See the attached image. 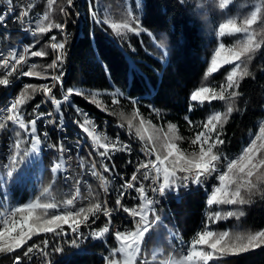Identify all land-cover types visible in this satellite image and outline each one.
<instances>
[{
    "label": "trees",
    "instance_id": "1",
    "mask_svg": "<svg viewBox=\"0 0 264 264\" xmlns=\"http://www.w3.org/2000/svg\"><path fill=\"white\" fill-rule=\"evenodd\" d=\"M64 3L65 0H55L51 7L45 6L49 16V21H45V24L62 22L60 9ZM97 3L100 13L106 16L128 17L132 8L145 31L139 36L132 34L126 38L117 35L108 25L95 23L91 17L89 0H81L83 24L80 29L70 25L72 33L68 43V57L61 69L63 93L57 89L56 96L62 98L69 88L82 92L84 95L69 96L72 103L83 107L79 108L80 110L100 113L102 117L115 122L120 121L126 127L128 126L124 120L125 116L135 111L131 101L137 100L143 119L151 117L157 120L149 110V106H152L161 112L163 121L175 125L183 133L184 143L189 142V145L193 134L201 129L190 127L185 118L188 117L194 125L200 123L201 126L211 115L221 113L226 115V119L217 123L216 127L220 129L222 124L221 139L224 143L216 144L213 152L239 154L245 138L256 127L257 122L264 118V23H262L264 0H231L226 7L220 6L221 0H140L139 6L136 7L131 0L129 8L125 0H97ZM257 9H259L257 21L249 32L253 37L254 45L258 47H255L250 59L242 57L243 63H237L240 65L237 68L236 78L239 84L236 88L238 94L235 97L229 96L226 101L194 102L191 96L200 87L211 85L220 88L226 85V76L234 67L233 64H223L215 73L208 71L219 45L221 43L226 46L229 43L237 45L248 37V34L243 32L220 36L219 25L226 23L228 19H233L238 27H244L243 20L250 17ZM54 30L55 28L29 39L30 46L34 41H39L30 47V52L42 50L47 55L33 57L30 54L35 65L32 70L40 75L30 79L28 83L39 85L40 78L47 77L51 73V69L47 66L52 62L49 40ZM147 33H151V36ZM244 72L247 74H243ZM115 89L120 90L125 96L120 98L121 103L114 115L111 114L113 116L102 113L95 103H91L102 98L100 92ZM37 91L31 93L29 90L31 98L21 104L23 111L31 113V105L37 99ZM5 96L4 89L0 102ZM229 105L233 107L231 114H227ZM64 112L69 115L66 116L67 122L73 123L74 120H78L72 105L67 104ZM157 116H160V113H157ZM31 117L30 115L28 119ZM18 138L21 141L20 153L27 152L24 135ZM26 158L27 155H21L19 163L11 164V168L16 167ZM97 162L101 165L100 159ZM115 184L118 183L115 181ZM7 185L8 196L17 205H24L30 195L28 183L25 184L16 178V180L9 179ZM61 187L69 199V193L62 183ZM61 187L46 169L40 190V192L49 190V194L43 197L44 202L61 203L65 198ZM94 187L95 203L101 202L98 187L96 185ZM260 188L264 189V184H260ZM90 206L86 205L84 208ZM230 208L232 211H242L243 215L232 216L226 220L221 218L210 230L216 233L228 231L230 237L247 236L264 230V191H256L249 203L231 205ZM162 209H165L163 214L166 226L171 231L178 232L179 236L186 240L190 238L194 240L198 233L205 229L212 211L211 205L207 204L206 196L198 190L184 194L179 200L163 201ZM37 212L41 217L44 216L43 211ZM157 216L161 217L160 214ZM91 217L89 214V221ZM166 226L163 228L165 229ZM165 234H167L166 229L162 241L165 253L177 252L171 250ZM53 235L52 240L61 238V234L56 237ZM40 240L41 238L36 234L14 251L0 252V264H15L17 255L20 256V264H29L28 256H24V252L34 242ZM51 248H58V241H51ZM86 248L84 252H73L70 257L51 264H108L102 254L114 259L111 253L118 248V245L109 238L94 242L91 249L89 246ZM146 258L147 264H162L159 260L150 261L147 255ZM136 264H142V261L137 260ZM208 264H264V244L258 248H250L246 252L217 254L213 260L208 261Z\"/></svg>",
    "mask_w": 264,
    "mask_h": 264
},
{
    "label": "snow or ice",
    "instance_id": "2",
    "mask_svg": "<svg viewBox=\"0 0 264 264\" xmlns=\"http://www.w3.org/2000/svg\"><path fill=\"white\" fill-rule=\"evenodd\" d=\"M3 2V0H0ZM8 4L7 10L0 14V24H4L6 17L9 14L14 13L13 0H6ZM231 0H221V7H226ZM55 3V0H47V4L51 7ZM68 4L70 6L73 5V0H68ZM140 0H137V6H139ZM94 7V5H92ZM63 15L67 16L68 12L64 9L60 10ZM257 11L251 13V16L243 20L244 27H238L237 23L233 19H228L226 23H221L219 25V34L220 36H224L225 30H230L228 32L229 35L235 33H246L248 34V38L245 41L238 43L233 48H229L226 50L225 45L221 43L218 49L215 51V55L211 59V67L208 69L209 72L215 73L218 68L222 64H233L234 67L230 70L226 76V85H222L219 90L210 87H200L198 91H195L191 99L196 101L198 99H206L209 101H226L229 96L235 97L238 93L236 88H238V81L234 78L237 75L236 69L240 67L236 62H241L243 58H251V54L254 52L255 47L258 45H254L253 37L249 32V29L256 23L257 21ZM26 17H29V9L24 8L19 12V15L16 16V19L20 22L21 25L25 26V30H30V25L33 23L32 20H25ZM130 20L128 22L121 24L112 23L111 28L113 30H119L121 28L126 29L129 32H135L138 36L144 32L145 30L141 27L140 19L138 16L132 17V14L129 13ZM44 21H49V16L47 13L43 16L41 21V26L38 27L39 33H46L51 29H58L61 33H64L65 25L58 23H43ZM105 23V22H102ZM264 23V21H262ZM35 35V32L32 33ZM151 36V33H147ZM51 44L50 47L55 54V58L52 60L51 64L47 67L52 69L53 72L50 76L52 81L51 85L45 83L41 85L36 84H25L23 87V91L20 93L19 97L14 99L10 106L7 108V111L10 113L7 116V119L12 121L14 125H18V129H14L16 137H20L22 135L20 130H23V135L26 138L31 139L32 143V152L35 153L38 150V146L41 143L40 134L37 130V121L43 120L45 125L54 124L56 126V130L64 131V114L61 111V103L69 102V96L75 95H84V93L76 91L75 89L69 88L67 89L66 94L63 97V101L57 100L55 96H53L52 88L57 84H60L63 89V73L60 71L63 67L64 58H65V45L67 43V34L65 33V39L63 41L57 40L56 36L53 35L50 37ZM39 41H34L38 43ZM34 44L32 46H34ZM25 46L23 49V54H19L13 51L11 55V60L5 58L3 59V65L5 68H11V71L7 73V76L3 79H0V85L10 86V81L7 77L12 76L14 72H17V66L22 65L23 63H27L25 59V55L29 53L30 47ZM227 51L226 56H222L223 53ZM33 57H42L47 55L46 52L42 50H36L30 52ZM166 55V53H164ZM31 67H35L32 65ZM243 74H247L244 72ZM20 76H39L40 73H34L33 71H20ZM231 89V91H228ZM31 93H35L37 90H41L45 100L41 101V103H45L47 101H51V104L55 106V112L49 110L47 112L39 111L41 105L37 104L32 109V112L29 113L33 118L31 120L25 119L24 113L20 111L19 105L25 103L28 99L31 98ZM116 101H114L115 103ZM133 105L139 103L137 100L131 101ZM74 107V110L77 116L82 117L81 120H74L73 122L78 124L79 127L83 128L89 137L92 138V142L95 146L96 154L101 158L100 163L103 167L104 172H111L112 169L109 168L107 161L112 159V152L109 149H113L115 151H126L131 152L130 145L122 144L120 142L119 135H117L114 142L102 143L100 141V137L95 135V128H89L93 122L89 119L88 114L80 110L78 107ZM233 111V107L231 105L227 108V114H231ZM57 115L59 119L57 120ZM51 117V119H48ZM188 119L187 117L185 118ZM226 119V115H222L221 113H215L211 115L206 122H204L200 127L201 130L198 131L191 143L196 145L199 143L200 150L197 154L193 152L190 156H185L183 153H180L175 160L172 161L171 169L166 166V161L168 157L173 155V151L176 150V146L174 144L169 145V151L167 155L161 158L157 155L156 163L149 161L147 164H141V168L148 167L151 165L155 170V177L153 178V186L151 191L153 193H159L160 195H164L166 189H169L171 185L176 182V173L177 171L184 173L181 177H179L180 182L187 187L188 183L196 184L198 186H205V181L208 177L212 176L214 173L217 176L218 186H213V190L210 193V198L207 199L208 205H244L249 203L252 195L255 194L256 191H264V189L260 188V184H264V172H261V169H264V155L260 156L257 159V154L260 151V146L257 145V141L264 142V127L259 129L260 135H256L254 139H250L249 144L246 145L239 156L234 159L228 160L226 163V170L220 171L219 164L221 162V155L219 153H214L213 148L216 144H223L224 140L221 139L223 135L222 132V124L221 128L217 129V123ZM192 122L189 120V124ZM2 126V125H0ZM137 134L140 132L138 130ZM45 139H48V132L45 131L43 133ZM141 138H143L141 136ZM151 139V138H150ZM21 141L17 139L15 141V146L17 150L16 156L11 157L12 165L19 163V157L21 155H28L29 153L24 152L20 153ZM119 145V147L117 146ZM49 147H56V145H49ZM79 147V145H77ZM100 149H104V151H100ZM62 150V143H61ZM60 165L57 164L56 167L52 169L53 173L57 171ZM114 168V165H113ZM18 171V170H17ZM139 171V168H137ZM91 174L93 176H99L100 174L96 170V165L93 163ZM163 175V183L157 184V179L160 175ZM144 179H148V173H143ZM256 176V180H253V177ZM13 177V172L9 171L7 173V178L11 179ZM103 180V177H101ZM138 180L136 174H133L130 181H125L121 188L126 190H130L134 188V183ZM6 179H0V183L6 184ZM235 185L233 188L232 186ZM45 192L47 189L44 190ZM107 188L105 187V194H107ZM125 191H121L116 199L117 209H122L123 212L128 213V215L132 218V222L135 225L134 231H116L115 239L120 242V246L114 249L111 253V256H115L117 253L122 254L125 259L123 264H134V259L141 251V241L145 238V235L149 233V231L153 228L156 221L159 220V217H155V219H149V213L155 215V209L150 207L156 203L154 200H150L147 197L146 190L144 185L141 183L139 187H135V191L138 194V198L140 200V204L136 208L125 207L121 201L125 195ZM43 194V193H42ZM74 203V199H69L67 201L68 205H72ZM37 208H42L44 210V216H34V210ZM57 205L54 203H43L39 202L37 199L36 202L25 204L23 207H17L12 212V216L8 219H4L2 222V227H0V252H11L27 243V240L31 239L33 235H36L38 232H55L56 235H60L64 230L62 228L63 224L69 225L73 233H78V229L80 223L82 221L76 219L83 215V222H87L89 218V214L94 217L92 223H95L96 220L99 219L98 213H103V215L107 218V222L105 225L100 228L98 231L94 230L90 233L92 236H103L105 233H108L110 230V225L112 223V210H110L107 206V202L105 201L103 204L97 202L92 204L88 208L81 207L79 210L73 212L72 210H65L62 214L56 211L49 212L51 209H56ZM17 213L21 214L20 220H16L14 217ZM243 212L240 210L237 211H227L226 213H222L221 211H215L208 218L209 221H218L221 218L232 217V216H242ZM137 217H139L137 219ZM72 221V223H69ZM59 229L60 231H56ZM45 249L48 246V241L45 239L43 241ZM73 243H76L74 240ZM262 244H264V230H259L255 232V234L244 235H236L234 237H230L228 231H222L216 233L210 230L209 226L206 224L205 229L198 233L197 238L192 241L191 251L185 256V260L188 262L194 261H202L203 264H208V261L213 260L214 256L217 254H236L239 252H246L250 248H258ZM197 245H206L207 250H197ZM38 247L36 245L29 246L27 250L24 252V256H29L30 253L33 252V249ZM55 251H60L59 248H56ZM105 260L108 261V264H120L119 261L115 259H110V257H104ZM15 264H20V256L17 255L15 257ZM142 264H147V261H143Z\"/></svg>",
    "mask_w": 264,
    "mask_h": 264
},
{
    "label": "built area",
    "instance_id": "3",
    "mask_svg": "<svg viewBox=\"0 0 264 264\" xmlns=\"http://www.w3.org/2000/svg\"><path fill=\"white\" fill-rule=\"evenodd\" d=\"M77 1L76 0V8H74V14H68L72 18L73 27L77 28ZM45 3L47 0H13L14 6V13L11 14L14 16V23H4L0 24V29H3L8 38L10 36V29L12 27H25L21 25L20 22L16 19V16L19 15V12L24 9H29V17H26L25 20H32L33 23L30 25V30H35V26H41V21L44 15H41V8H45ZM0 8L6 9L8 8V4L6 0H4L3 4H0ZM44 23V22H43ZM61 24V23H60ZM72 32V31H64ZM68 43L67 42V49L65 55V63L66 58L68 57ZM24 47H18V49H6L4 47V52H0V73L2 72H9L11 68H5L3 65V59L7 58L11 60V53L13 51L23 54ZM25 59L27 63H23L22 65L17 66V72H14L12 76H10V84H15V86L20 87V71H27V68L30 67V61H28V53L25 55ZM64 85V83H63ZM4 85H0V97H2V93L4 92ZM60 93H63V89L60 86ZM52 94V93H51ZM43 100L45 97L43 93L41 94ZM55 96V95H53ZM13 100H10V103ZM9 107V106H8ZM7 107V108H8ZM51 110L55 112V106H51ZM39 111H42V106L40 107ZM84 112V111H83ZM6 113H9L6 111ZM159 113V112H157ZM89 119L93 122L90 126L91 128H101V137H103L105 143L114 142L117 135H119L120 142L122 144L130 145L131 152L126 151H115L113 149H109L112 152V159L107 161L109 168L112 169L111 172H104L102 177L104 179V202H107V206L110 210H112V223L109 226L110 230L108 233H105L103 236H95V237H111L115 239V232L116 231H134L135 225L132 222V218L122 211V209H117L116 199L117 196L121 191H125L121 188V185L125 183V181H130L133 174H136L138 180L134 183V188L125 191V195L121 201V203L125 207L129 208H136L140 204V200L138 198V194L135 191V187H139L142 183L145 187L146 194L148 199L156 201L150 207L155 209V215H159L160 211H162V202L163 195L159 193H153L151 188L153 185V178L155 177V170L154 168L149 165L148 167L141 168V164H147L149 161L156 163L157 153L153 152L149 149L147 142L137 138V136L132 132L128 131L127 127H121L112 119L102 118L100 113H87ZM59 119L57 115V120ZM73 119V117H72ZM0 124L3 125V135H0V142L8 141V134L9 131L5 129L3 121H0ZM56 128V126H55ZM37 130L40 134L41 141L46 143H52L51 136H48V139H45L43 133L45 132V128L41 126V120L37 121ZM89 137V136H88ZM64 138H70L68 132L60 131V148L62 143L63 149V158H60L62 161V165L66 167V177H70V193L69 199H74V203L71 205L72 211H77L81 207L84 206L87 199H90V194H88V174H90L89 169V157L83 155L81 151L73 150L72 145H64ZM90 138V137H89ZM119 147V145H117ZM7 150H0V164H3L4 161H7ZM221 155V162L219 164L220 171L223 170V164L226 163L228 160L234 159L235 155H238V152H231L220 154ZM101 160V159H100ZM114 165V168H113ZM139 168V171H137ZM171 169V168H170ZM148 173V179H144L143 173ZM184 175L177 171L176 173V182L173 185H183L179 177ZM110 176H118V184L116 185H109V178ZM217 182V176L214 173L212 176L208 177L205 181V186H200V193L206 195L207 197L210 196V185ZM163 183V175L161 174L160 177L157 179V184ZM196 184H192L191 182L188 183L187 187H185V193L182 194H189V186H193ZM105 187L107 188V194H105ZM165 193H172V185L169 189H166ZM68 199V200H69ZM60 211V208H59ZM11 210L2 211L0 212V227L2 226V222L4 219H8L11 215ZM52 212V209L49 210ZM99 219L92 223L94 217L90 218V221L87 224H82L79 229L77 235L73 233L71 228H64L63 232L61 233V238L59 240H52V233L43 234V239L40 243H34L38 247L33 249V252L29 254V264H51L57 263L58 261L70 257L73 254V251H78L82 246H89L90 249L93 245V237L90 233L94 230H99L102 228L105 223L107 222V218L103 215V213H98ZM154 216L152 213H149V218ZM139 217H137L138 219ZM48 241V246L45 249L44 240ZM76 243H73V241ZM51 241H58V248L60 251H55L56 248H51ZM181 242V251L185 252L186 246L188 242L180 241Z\"/></svg>",
    "mask_w": 264,
    "mask_h": 264
},
{
    "label": "rangeland",
    "instance_id": "4",
    "mask_svg": "<svg viewBox=\"0 0 264 264\" xmlns=\"http://www.w3.org/2000/svg\"><path fill=\"white\" fill-rule=\"evenodd\" d=\"M73 1H76V0H73ZM80 1L81 0H79V2H78V6L79 7H80ZM125 1H126L127 7L129 8L130 7V1L131 0H125ZM132 1H133L134 5L136 7L137 6V0H132ZM89 2L91 4V17H92L93 21L95 23H97V24L98 23L105 22V23H102V24L108 25L111 28V24L112 23H116V24H121L122 25L123 23L128 22L130 20V17L129 16L126 17V15H123V16L121 15L120 17H117L118 15H115L116 17H113L112 15L111 16H106V15L100 13L97 0H89ZM0 4H3V3L0 2ZM47 5L48 4L45 3V6H47ZM92 5H94V7ZM61 9H64L65 11H67V12L69 11V13H72L71 10H70V5L68 4V0H65V3L61 7ZM1 10H2V8H0V14L2 12ZM130 12L132 14V17H136V14H135V12H134V10L132 8L130 9ZM41 13H42V15H45V13L48 14V12H47V10L45 8H41ZM60 13H61V17H62L61 24H65V20L68 17V15L67 16L63 15V13L61 11H60ZM81 16H82V14H81ZM122 17H124V18H122ZM69 19L70 18H67V21L68 22H69ZM70 24L71 23H69L68 26H70ZM82 24H83V18H82V22H81L80 25H78V23H77V28L80 29ZM64 31H71V26L70 27H67V28L65 26ZM113 31L117 35H120V36H122L124 38L129 37L132 34H135L136 35L135 32H129L126 29H123V28H121L119 30H113ZM229 31L230 30L226 29L225 30V33L228 34ZM65 33L66 32L61 33L58 29H55L54 32L51 34V36L55 35L56 38H57V40L63 41L65 39ZM71 33L72 32H67V42H69V40H70ZM38 34H39V32H36V35H38ZM247 38L248 37H245L244 38V41L247 40ZM50 44H51V40H49V48H50V51H51V54H52V60H53L55 58V54L53 53V51H52V49L50 47ZM28 46H30V44ZM234 46H236L234 43H229L227 46L225 45V48L227 50L229 48H233ZM66 49H67V43L65 45V50H64L65 52H66ZM227 54H228L227 51H225V53H223L222 56H226ZM28 60H30V62L32 63V65H34L33 61L30 58V51L28 53ZM237 63L238 62H236V64ZM64 64H65V58H64L63 65ZM32 65H30V67L27 69V71H33L32 70L33 67H31ZM236 71H237V69H236ZM52 72H53V70L51 69V73H50L49 76L40 78L39 85L45 84V83L51 85L52 81L50 79V76H51ZM35 77L36 76H32V77L24 76V78L27 79V80H30V79L35 78ZM237 77H238V71H237V75H236V77L234 79L236 80ZM25 84L26 83L22 84V86L20 88V93L23 91V87H24ZM204 87H210V88H214L216 90H219L220 89V88H216V87L211 86V85H206ZM57 89H60V84H57L55 87H53L52 88V92L55 91V90H57ZM100 93H101L100 95L102 96V98H100L99 101H91V103H95V105L97 106V108L102 113H105V114H107L109 116H113L114 115V112L118 108L119 103H121V101H119L120 98L124 97L125 95L120 90H117V89H115L113 91H104V92H100ZM41 94H42V91L41 90H38L37 91V99L35 100V103H32V105H31L32 107L34 105L38 104V102L41 101V99L43 98L41 96ZM19 95L20 94H18L17 97H19ZM63 97H64V95H63ZM63 97L61 99H58V100L63 101ZM55 98H59V96H56L55 95ZM114 101H116V102L114 103ZM196 101H198V103H203L204 101H207V100L206 99H198ZM48 102L49 101H47V103ZM64 104H66V103H64V102L61 103V111L62 112H63V108L62 107H63ZM20 106L21 105H19L18 107L20 108ZM52 106H54V105H52ZM134 110H133L134 112H132L131 115H126L125 116V119H124L125 122H126V124H127V126L129 127V128L127 127L128 128V131L131 130L137 136V138H139V137L141 138V136H142L143 138H141V140L146 141L147 142V145L149 146V148L153 152H156L161 158H163V157H165L167 155L168 151L170 150L169 147H168L169 145L174 144L176 146V150L173 151V155L170 156V157H168V160L166 161V164L169 167H172V161L175 160L176 157L180 153H183L185 156H190L193 152H196L197 154L199 153V150H200L199 143H197L196 145H193L191 143V141H190V145H189V142L188 143H184L183 133L175 125H173L171 123H166L165 121H163L164 118H162L161 121L154 120L151 117L150 118H147V119H143V117L140 115L139 104L134 105ZM20 111L25 114V112L22 111L21 109H20ZM111 114H113V115H111ZM28 116H30L29 113L27 114V117ZM77 118H78V120H81V121L83 119L82 117H79V116H77ZM122 121H123V119H122ZM191 122H192L191 124H189V122H188V125L190 127H194V128H197V129H201L200 123L194 125L193 121H191ZM117 123L121 127H126V126L123 125L122 122L121 123L120 122H117ZM88 127L91 128L90 125ZM261 127H264V118H262L261 120H259L257 122L256 127L245 138L244 142L242 143V147L239 150L240 153L238 155H235V158L237 156H239L241 154V152H242V149L246 145L249 144L250 139H254L256 135H260L259 129ZM98 130H99V128H95V133L94 134L95 135H98L100 137V141L102 143H105L103 137H101V130L100 131H98ZM138 130L140 132L139 135L137 134ZM194 136L195 135L193 134V138H194ZM88 139L90 140L92 146L95 147L94 144H93V142H92V138L91 137L90 138L88 137ZM257 145L260 146V151L257 154V159H259L260 156L264 155V142L257 141ZM28 146H29V150H30L29 143L27 145V148H28ZM20 150L21 149H19V151ZM100 151H104V149H100ZM27 153H28V149H27ZM16 154L17 153H15L14 156H16ZM37 160L41 163V161L39 159H37ZM33 162H34V158L31 157V152H30L27 155V158H26L25 161H22L16 167L11 168V171L13 172V177L11 179L12 180H16V178H18L23 183H25V184L28 183V189L30 190V195H29V198L27 199V202L25 204H28L30 202L34 203V202L37 201V199H39V202L41 204H43V203H45L44 200H43V197H45V195H48L49 194V190H47L46 192L45 191L40 192V190H41V183L42 182H39L38 185H37V183H34V182L32 183L31 181L29 182V179L31 180V178H32V174L35 173V171H38L39 170L38 167L36 166V164H33V166H31L30 163H33ZM226 163L223 164V170L222 171H225L226 170ZM101 167H102V165H101ZM260 171L263 172L264 169H261ZM113 177H116V176H110V178H109V185H116L114 183ZM3 179H6L7 182L9 180L7 178V175H4L3 176ZM253 180L254 181L256 180V176L253 177ZM7 182H6V184H2L1 183V187H0V210H2V209L15 210V208H17V207H23L25 204L19 206V205L16 204L15 201H13L10 198V196H8L9 194H8V189H7V186H8L7 185ZM102 184L104 185V180H102ZM215 185L218 186V180H217V182H215ZM179 186H182V185H172V189L175 188V187H179ZM232 187L234 188L235 185H233ZM102 192H104L103 189H102ZM67 201H66V204H65V206L63 208L60 207V211H59V208L52 209V211H56V212H59V213L62 214L65 210H69V209L71 210V205H68L67 204ZM57 204L60 205L59 203H57ZM230 206L231 205H215V204L214 205H211V208H212L211 214L213 212H215V211H221L222 213H226L227 211H232V209L230 208ZM39 210L43 211V213H44V210L42 208H37V209L34 210V213H33L34 216H36V215L40 216L41 215V214H38V212H37ZM211 214H210V216H211ZM20 218H21V214L20 213H17L16 214V220L19 221ZM228 218L229 217L222 218V220H226ZM76 219L82 221L80 223V226L82 224H87V222H88V220H87V222H83V215L81 217L76 218ZM161 221H162V219L160 220V222ZM216 222L217 221H215V220H213V221H209L208 220L206 224L209 226V228H213L215 226L214 224ZM221 222H223V221H221ZM69 223H72V221H70ZM62 228L64 229V228H70V227L67 224H63L62 225ZM165 229L167 230V234H165V236L167 235V239L166 240H167L168 244H170L171 250L178 249L177 252H175L173 254H172V252L165 253V247H164V244L162 243V241L164 240L163 239V234L165 232ZM165 229L163 228L162 224H159V223L156 224V226L154 227L153 235L151 236L149 243L148 242L145 243L144 247H142L143 245H141V251L137 255V257H135L134 264H136V261L137 260H140L142 262L145 261V260L147 261V258L145 257L146 255L149 257V260L150 261L152 259L159 260V261L162 262V264H203L202 261L188 262V261L185 260V256L188 254V252L191 251V244H192V241L193 240L192 241H189V244H187V246H186L185 252H182L180 246H178L176 248V246L178 244L181 245V242L178 243V241H182V239L179 236L178 232L176 233L175 231H171L168 228V226H166ZM56 231H60V230L59 229H56ZM47 233H52V234H54L53 237H56V233L55 232H43V233L42 232H38L37 234L40 235V234H47ZM146 238H148V233L145 235V238L144 239H146ZM147 246H148V251H147ZM201 249L205 250V249H207V246L206 245H197V250H201ZM117 254H118V256H114V259L117 260V261H119L120 264H123V261H124L125 257L122 254H120V253H117ZM159 255H161V257H159ZM163 255H164V257H163Z\"/></svg>",
    "mask_w": 264,
    "mask_h": 264
},
{
    "label": "bare ground",
    "instance_id": "5",
    "mask_svg": "<svg viewBox=\"0 0 264 264\" xmlns=\"http://www.w3.org/2000/svg\"><path fill=\"white\" fill-rule=\"evenodd\" d=\"M78 2H79V0L77 1V23H78V25H80L82 22V16H81L80 7L78 6ZM1 3H4V0ZM73 5L74 6H70V10L74 14V8H76V1H73ZM1 11H2L1 12V14H2L6 11V9H2ZM72 13H69V11H68V14H72ZM41 15H42V13H41ZM67 18H70L69 22L67 21ZM67 18H66L65 24H64L66 26V28L69 27L68 26L69 23H71L73 25L72 18L70 16H68ZM4 23H14V16L9 14L6 17V20ZM38 27L39 26H35V30H29V31H26L25 27H20V29H19V27H12V29H10L11 38H8L6 32L3 29H0V52H4V47L6 49H18V47L28 46L29 45V39L36 35V32H38V30H37ZM33 32H35V35L32 34ZM28 61H30V60H28ZM30 65H32L31 62H30ZM7 73L8 72L0 73V79L5 78L7 76ZM7 78L10 81V76ZM20 81H21L20 87L15 86V84H10V86L4 87L6 96L0 102V121H3L5 129H7L9 131L8 141L0 142V150H7V152H8L7 153V161H4L3 164H0V172H4L9 168V164H10L12 154L16 149L15 141L17 140V137L15 135L14 129H18V125H14L12 121L7 119V116L10 113H6V111H7V107L10 106V100H14V99L18 98L17 96H18V94H20V88H21L22 84H24V83L27 84L29 82V80L24 78V76H20ZM52 94L54 95L55 91H53ZM56 99L58 100L61 98H56ZM41 101H43V98L41 99ZM41 101L38 102V104H40L42 106L43 112H47V111L51 110L52 104L50 101L48 103L47 102L41 103ZM34 107H35V105L31 108V112H32V109ZM82 111H84L85 113H91L90 111L84 110V109H82ZM63 114H64V112H63ZM24 116H25L26 121L31 120L33 118V117H31L30 119H28L26 112H25ZM102 118H107V117H102ZM48 119H51V117H48ZM63 124H64V129H65L64 131L68 132V135H70V138H64V145H72L73 150L81 151L83 155H86L87 157H89L90 174H88V194H90V199H87L83 208L86 205L95 204L94 194L96 193V189H95L94 185H96V187H98L100 199L102 200L99 203L103 204L104 203V192H102V189H103L104 185L102 184L101 177H102V174H104V170L101 167V165H99L97 162V160L101 159V158L96 154L95 147L92 146L90 140L88 139L86 132L81 127L79 128L76 123H74V122L70 123V121L67 122V118H66L65 114H64ZM0 125H2V124H0ZM41 126H43L45 128V131L48 132V136H51L52 143H46V145H45L44 141H41L40 145L38 146V150L35 153H33L32 152L31 139L25 137L27 142L30 145V152H31V154L33 153V155H35L37 157V159H39L41 161V163H40L41 167H43L44 164H47L52 171V169L54 167H56L57 164L60 165V167L57 168V171L55 173H53V171H52V173L56 177H59L60 182L65 187L66 191L68 193H70V186H69L70 185V177H66V167H64V165H62V161H60V158H63V149L61 150V148L59 146V144H60V131L56 130L54 124L45 125L43 120H41ZM100 130H101V128H99L98 131H100ZM0 135H3V125L0 126ZM50 144L56 145V147H54V148L49 147ZM77 145H79V147H77ZM93 163H95V165H96V170L100 174L99 176H93L91 174ZM113 180H114V183H115V181L118 183V176L113 177ZM213 186H216L215 183L210 185V193L213 190ZM194 190L200 191V186H198V185L189 186V192H192ZM180 193H185V186L184 185L173 188L172 193H165L163 195V199H165V200H169V199L178 200L184 196V194L180 195ZM97 198H98V195H97ZM73 212H75V211H73ZM11 216H12V212H11L10 217ZM155 217H159V216L154 215V216H151L149 219L153 220V219H155ZM161 219H162V217H159V220H157L156 223L160 222ZM88 222H89V219H88ZM153 229H154V226L149 231L148 237L152 233ZM104 238L105 237H93V243L98 242L99 240H102ZM178 246L181 247L180 244H178L177 247ZM86 249H87L86 246H82V247H80V249L78 251H73V252H75V253L84 252Z\"/></svg>",
    "mask_w": 264,
    "mask_h": 264
},
{
    "label": "crops",
    "instance_id": "6",
    "mask_svg": "<svg viewBox=\"0 0 264 264\" xmlns=\"http://www.w3.org/2000/svg\"><path fill=\"white\" fill-rule=\"evenodd\" d=\"M194 102H197L198 103V101H194Z\"/></svg>",
    "mask_w": 264,
    "mask_h": 264
}]
</instances>
